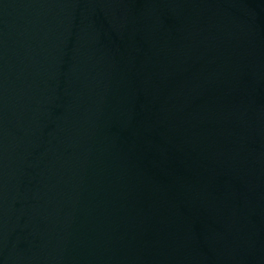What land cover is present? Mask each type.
I'll return each instance as SVG.
<instances>
[{"label":"water","instance_id":"water-1","mask_svg":"<svg viewBox=\"0 0 264 264\" xmlns=\"http://www.w3.org/2000/svg\"><path fill=\"white\" fill-rule=\"evenodd\" d=\"M0 264H264V0H0Z\"/></svg>","mask_w":264,"mask_h":264}]
</instances>
